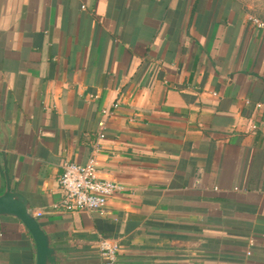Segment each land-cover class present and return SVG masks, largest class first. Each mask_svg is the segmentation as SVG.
<instances>
[{
    "label": "crops",
    "instance_id": "1",
    "mask_svg": "<svg viewBox=\"0 0 264 264\" xmlns=\"http://www.w3.org/2000/svg\"><path fill=\"white\" fill-rule=\"evenodd\" d=\"M251 17L264 0H0V193L7 169L63 264H101V237L119 264H264ZM95 142L99 177L128 189L104 211L55 207L63 163ZM35 263L27 228L0 216V264Z\"/></svg>",
    "mask_w": 264,
    "mask_h": 264
},
{
    "label": "built area",
    "instance_id": "2",
    "mask_svg": "<svg viewBox=\"0 0 264 264\" xmlns=\"http://www.w3.org/2000/svg\"><path fill=\"white\" fill-rule=\"evenodd\" d=\"M251 20L261 28H264V21L257 17ZM258 106H264V103ZM105 112V111H104ZM100 130L98 140L105 137V121L99 122ZM253 124L252 128L257 129ZM95 148L87 163L65 161L62 165V173L59 183L63 189L64 196L59 205L63 211H104L109 199L116 194L126 191V185L99 177L97 169V148L98 142L94 143ZM42 211L34 212L35 217H40ZM98 249L101 257V264H119V253L121 247L116 239L101 237L98 241ZM251 255V251L247 252Z\"/></svg>",
    "mask_w": 264,
    "mask_h": 264
},
{
    "label": "water",
    "instance_id": "3",
    "mask_svg": "<svg viewBox=\"0 0 264 264\" xmlns=\"http://www.w3.org/2000/svg\"><path fill=\"white\" fill-rule=\"evenodd\" d=\"M3 154H6L5 151ZM5 173L6 186L5 190L0 193V216L12 215L27 228L35 242V264H63L64 258L57 253L50 235L33 214L29 200L19 191L12 189L7 169Z\"/></svg>",
    "mask_w": 264,
    "mask_h": 264
}]
</instances>
